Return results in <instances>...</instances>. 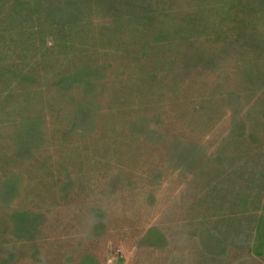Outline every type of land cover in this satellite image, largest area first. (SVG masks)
<instances>
[{
  "label": "rangeland",
  "instance_id": "rangeland-1",
  "mask_svg": "<svg viewBox=\"0 0 264 264\" xmlns=\"http://www.w3.org/2000/svg\"><path fill=\"white\" fill-rule=\"evenodd\" d=\"M0 264H264V0H0Z\"/></svg>",
  "mask_w": 264,
  "mask_h": 264
}]
</instances>
